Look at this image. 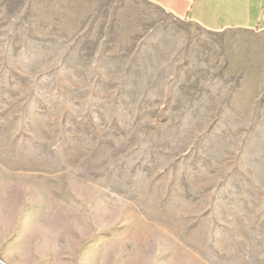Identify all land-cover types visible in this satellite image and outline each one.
<instances>
[{"label": "rangeland", "instance_id": "rangeland-1", "mask_svg": "<svg viewBox=\"0 0 264 264\" xmlns=\"http://www.w3.org/2000/svg\"><path fill=\"white\" fill-rule=\"evenodd\" d=\"M0 264H264V35L0 0Z\"/></svg>", "mask_w": 264, "mask_h": 264}, {"label": "crops", "instance_id": "crops-1", "mask_svg": "<svg viewBox=\"0 0 264 264\" xmlns=\"http://www.w3.org/2000/svg\"><path fill=\"white\" fill-rule=\"evenodd\" d=\"M209 32L264 35V0H145Z\"/></svg>", "mask_w": 264, "mask_h": 264}]
</instances>
